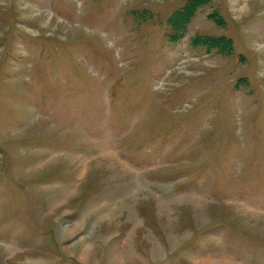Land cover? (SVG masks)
<instances>
[{"label": "rangeland", "instance_id": "rangeland-1", "mask_svg": "<svg viewBox=\"0 0 264 264\" xmlns=\"http://www.w3.org/2000/svg\"><path fill=\"white\" fill-rule=\"evenodd\" d=\"M0 264H264V0H0Z\"/></svg>", "mask_w": 264, "mask_h": 264}, {"label": "trees", "instance_id": "trees-1", "mask_svg": "<svg viewBox=\"0 0 264 264\" xmlns=\"http://www.w3.org/2000/svg\"><path fill=\"white\" fill-rule=\"evenodd\" d=\"M187 10H189V7L187 8ZM187 10H185V11H183V12H178V13H176V15L175 16H184V17H186L187 16ZM173 19V18H172ZM174 21V20H173Z\"/></svg>", "mask_w": 264, "mask_h": 264}]
</instances>
